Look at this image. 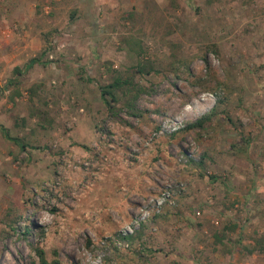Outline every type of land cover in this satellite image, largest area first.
Listing matches in <instances>:
<instances>
[{"label":"rangeland","instance_id":"obj_1","mask_svg":"<svg viewBox=\"0 0 264 264\" xmlns=\"http://www.w3.org/2000/svg\"><path fill=\"white\" fill-rule=\"evenodd\" d=\"M34 1L0 3V264H264V0Z\"/></svg>","mask_w":264,"mask_h":264},{"label":"trees","instance_id":"obj_2","mask_svg":"<svg viewBox=\"0 0 264 264\" xmlns=\"http://www.w3.org/2000/svg\"><path fill=\"white\" fill-rule=\"evenodd\" d=\"M47 51L46 50H42L39 54V57H33L31 58L28 63L26 64L27 69L31 68L33 65L35 64H39L41 62L40 58L44 57L45 53ZM175 60V58H174ZM181 70L186 71V73L188 74V76H190V71L189 68L186 67L184 64L181 63ZM139 73V74H148V71L145 70V67L142 64H137V66L135 67V73ZM13 74L14 77L8 81L7 86H5V88L9 87H13L14 91H13V95H15V97H19L21 92H20V87H19V80L16 78L17 75H20V71L18 67H15L13 70ZM88 81H92L90 78H87ZM143 90V88L137 84L134 81V74L132 77H128V78H122V77H115L113 79V81L107 85H98V91L100 94V98L102 100V102L105 104L106 108L109 109L110 111L114 109V104L117 102V95L116 93L118 91H121L124 95L128 96L129 99L126 102L127 107L129 109V111L133 114H141V111L135 106L136 101L138 99V96L140 94V92ZM38 84L32 85L31 87H29L27 89V93L29 95V97H36L38 96ZM218 103V99L216 98V102ZM216 114V106L214 105L207 113H205L201 118L197 119L196 121H194L191 124L186 125V129L188 128H192V127H202L205 123L209 122L210 119ZM0 132L2 133V135L7 138L8 140L14 142L15 144L18 143L19 139L18 138H14L11 137L7 131V129L0 123ZM23 147V146H22ZM21 147V148H22ZM190 161H192V159H190ZM32 227V223H26L25 224V234H27L29 232V230H31ZM236 228L235 225H230L229 227H226L225 229L227 230H234ZM119 237H121L119 235ZM123 238L127 239L126 236H122ZM121 237V238H122ZM216 240L218 242L221 241V238H223V234L221 232H218L217 235L215 236ZM262 244L258 243V250L259 252H264V249L262 248ZM34 250L38 256V260H39V264H60L58 261H53L52 263H49L46 259L45 256V252L42 248H40L39 246L34 247ZM245 250L248 252V254L253 253L252 250H249L245 247Z\"/></svg>","mask_w":264,"mask_h":264},{"label":"crops","instance_id":"obj_3","mask_svg":"<svg viewBox=\"0 0 264 264\" xmlns=\"http://www.w3.org/2000/svg\"><path fill=\"white\" fill-rule=\"evenodd\" d=\"M35 2L37 3V1L34 0H1L0 1L1 4L10 5V6L6 5V7H4L3 10L11 11V13H13V18L20 20L21 22H24L25 20L30 21V19L33 17L32 10L33 8L36 7ZM4 16L5 15L2 14V17ZM3 21L5 20L3 19Z\"/></svg>","mask_w":264,"mask_h":264},{"label":"built area","instance_id":"obj_4","mask_svg":"<svg viewBox=\"0 0 264 264\" xmlns=\"http://www.w3.org/2000/svg\"><path fill=\"white\" fill-rule=\"evenodd\" d=\"M128 246V244H126V247Z\"/></svg>","mask_w":264,"mask_h":264}]
</instances>
